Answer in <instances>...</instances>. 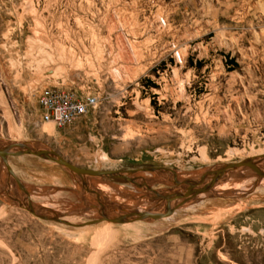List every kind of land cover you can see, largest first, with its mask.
<instances>
[{"label": "rangeland", "instance_id": "obj_1", "mask_svg": "<svg viewBox=\"0 0 264 264\" xmlns=\"http://www.w3.org/2000/svg\"><path fill=\"white\" fill-rule=\"evenodd\" d=\"M46 86L94 93L97 104L57 126L40 118ZM0 138L86 167L166 165L188 176L263 152L264 0H0ZM8 161L32 200L69 222L20 205L0 161V264H264V182L252 171L158 221L89 222L107 212L69 170L44 155ZM89 186L116 209L155 207L125 179ZM105 228L112 234L98 239Z\"/></svg>", "mask_w": 264, "mask_h": 264}, {"label": "water", "instance_id": "obj_2", "mask_svg": "<svg viewBox=\"0 0 264 264\" xmlns=\"http://www.w3.org/2000/svg\"><path fill=\"white\" fill-rule=\"evenodd\" d=\"M22 154L48 156L78 177L77 182L80 184L82 190L85 193L95 196L98 200L96 205L100 206L107 212L89 222L101 219L128 221L139 218H159L172 213L175 208L182 206L196 194L215 189L220 181L230 180L247 171L256 173L258 181L264 178V151L250 154L237 160L218 161L205 166L195 175L188 176L178 171L176 168L166 165H150L143 168L86 167L72 162L53 147L34 145L27 140L0 138V161L6 165L10 174L23 191L22 197L14 194L17 202L36 216L64 221L67 223L69 221L62 218L58 213L46 209L42 205L34 202L31 198L30 189L14 173L12 167L8 163V157L10 155ZM143 171L156 172L160 177L171 179L176 186L169 188L164 185L152 186L144 184L140 180V174ZM105 177L121 178L131 182L135 188L144 192L148 196L154 197L150 199V202L154 204L155 207L152 209H132L129 206L121 205L117 207L120 212H116V207L108 205V202L104 199L103 193L100 189L89 186L93 179ZM116 214H119V217H117Z\"/></svg>", "mask_w": 264, "mask_h": 264}, {"label": "built area", "instance_id": "obj_3", "mask_svg": "<svg viewBox=\"0 0 264 264\" xmlns=\"http://www.w3.org/2000/svg\"><path fill=\"white\" fill-rule=\"evenodd\" d=\"M97 99L94 93L88 92L78 96L70 90L46 86L38 94L40 118L63 126L95 107Z\"/></svg>", "mask_w": 264, "mask_h": 264}, {"label": "bare ground", "instance_id": "obj_4", "mask_svg": "<svg viewBox=\"0 0 264 264\" xmlns=\"http://www.w3.org/2000/svg\"><path fill=\"white\" fill-rule=\"evenodd\" d=\"M10 126V125H9ZM11 129V128H10ZM49 129V128H48ZM47 129V130H48ZM28 155V154H27ZM33 155V154H32ZM10 156H14V155H10ZM55 161V160H54ZM56 162V161H55ZM8 163H9V161H8ZM146 174V173H145ZM151 174V173H150ZM245 177V176H244ZM238 179V178H237ZM240 180V179H239ZM240 181H242V180H240ZM221 182V181H220ZM229 182H230V180H225L223 183H218V185H220V184H222V185H228L229 184ZM235 182V181H234ZM260 182H264V178L260 181ZM236 183H239V182H236ZM98 185V188H100V189H107L108 188V185L106 184V183H99V184H97ZM217 185V186H218ZM232 186V185H231ZM234 186V185H233ZM232 186V187H233ZM102 191V190H101ZM107 192V191H106ZM109 192V191H108ZM119 193V192H118ZM203 193H205V192H200V193H198L197 195H195V196H198V195H201V194H203ZM109 194V193H108ZM111 194V193H110ZM119 195H121V194H119ZM108 196V195H107ZM113 196V195H112ZM194 196V197H195ZM110 198V197H109ZM115 198V197H114ZM113 198V199H114ZM111 199V198H110ZM115 200V202H116V199H114ZM140 201V206H142V207H145V205H146V201H143V200H139ZM119 202V201H118ZM52 204V203H51ZM48 206V205H47ZM183 206V205H182ZM182 206H179V207H177V208H175V210L172 212V213H170V214H168V215H165V216H161V217H159V218H156L155 220L156 221H158V220H160V219H162V218H164V217H166V216H169V215H171V214H173L177 209H182L183 207ZM50 207V206H49ZM158 219V220H157ZM132 220H137V219H132ZM154 220V221H155ZM112 230H110L109 228H105V229H102V230H99L98 231V233H97V238L98 239H100V240H102V239H105V238H108L111 234H112ZM112 238V237H111ZM106 242V241H105Z\"/></svg>", "mask_w": 264, "mask_h": 264}]
</instances>
